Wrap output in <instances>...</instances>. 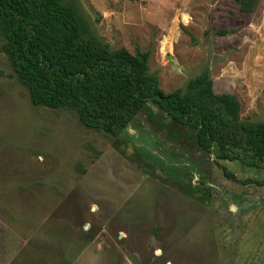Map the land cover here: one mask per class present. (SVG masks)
<instances>
[{"label": "rangeland", "instance_id": "1", "mask_svg": "<svg viewBox=\"0 0 264 264\" xmlns=\"http://www.w3.org/2000/svg\"><path fill=\"white\" fill-rule=\"evenodd\" d=\"M66 1L85 36L148 50L163 91L207 70L243 121L264 122V0L246 14L233 0ZM258 181L263 168L204 152L151 103L117 136L33 105L0 51V264H264Z\"/></svg>", "mask_w": 264, "mask_h": 264}, {"label": "trees", "instance_id": "2", "mask_svg": "<svg viewBox=\"0 0 264 264\" xmlns=\"http://www.w3.org/2000/svg\"><path fill=\"white\" fill-rule=\"evenodd\" d=\"M233 1L243 14L258 2ZM85 27L66 0H0V51L33 105L71 109L81 126L117 136L151 103L191 129L204 152L264 169V122L243 121L238 97L216 93L207 70L165 92L149 71L148 50L113 49L85 36Z\"/></svg>", "mask_w": 264, "mask_h": 264}]
</instances>
